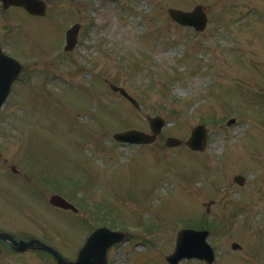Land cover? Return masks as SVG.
I'll return each instance as SVG.
<instances>
[{
    "label": "rangeland",
    "instance_id": "1",
    "mask_svg": "<svg viewBox=\"0 0 264 264\" xmlns=\"http://www.w3.org/2000/svg\"><path fill=\"white\" fill-rule=\"evenodd\" d=\"M196 6L207 17L203 32L167 14ZM9 14H0L6 40L18 28ZM23 18L36 60L20 59L22 80L0 110V212L12 204L68 258L87 227L110 228L119 213L130 238L110 248L108 264H167L189 219L210 228L214 264H264V0H61L46 19ZM78 23V45L66 54L64 33ZM147 114L165 121L154 144L112 140L127 129L148 135ZM201 124L203 153L183 143L165 148L167 138L184 142ZM236 175L246 179L242 187ZM53 194L80 217L49 208ZM8 220L2 215L0 225Z\"/></svg>",
    "mask_w": 264,
    "mask_h": 264
},
{
    "label": "water",
    "instance_id": "2",
    "mask_svg": "<svg viewBox=\"0 0 264 264\" xmlns=\"http://www.w3.org/2000/svg\"><path fill=\"white\" fill-rule=\"evenodd\" d=\"M54 1V0H47ZM4 7H10L12 5H17L24 8L29 14L36 16L45 15V2L39 0H3ZM170 17L177 21L183 26H190L196 29V31H202L206 25V17L201 12L200 7H196L192 12H181L178 10H169ZM79 25L74 26L72 29L67 31L66 36V47L65 51H72L76 45L78 38ZM22 71L21 65L14 59L7 57L0 53V108L5 104V100L9 95V90L15 78L18 77ZM112 91L119 92L122 96H125L128 100L132 102L135 106L136 102L130 98L122 89L111 86ZM149 123V128L151 129V135L144 134L140 131H126L124 133H116L113 137L114 140L121 143H131V144H148L153 143L157 138L158 134L161 132L164 121L162 118H151L147 116ZM233 122V121H231ZM206 132L203 125L196 127L192 130L190 139L185 142V145L192 151L203 152L206 145ZM182 141L176 138H171L166 140L165 147H179ZM235 182L240 185L244 182V178L237 176ZM51 206H55L61 209H71L76 210L72 207L65 199L62 197L53 195L50 200ZM213 204L212 202L209 203ZM207 205V206H209ZM208 211V210H207ZM177 238L175 241L174 252L166 256L168 264H179L183 259H200L205 262V264H213L215 260V255L213 250L206 242L210 233L208 231H198L191 229H184L177 232ZM4 237V234L0 233V238ZM127 234L124 232H114L108 230L105 227H100L94 230L88 237L85 244L79 249L77 258L75 262L65 261L58 254L46 246H43L46 250L50 251L55 260L59 264H107L106 256L109 248L127 240ZM30 244H20L21 250L27 249ZM233 250H239L240 245L234 243L232 245Z\"/></svg>",
    "mask_w": 264,
    "mask_h": 264
},
{
    "label": "flooded vegetation",
    "instance_id": "3",
    "mask_svg": "<svg viewBox=\"0 0 264 264\" xmlns=\"http://www.w3.org/2000/svg\"><path fill=\"white\" fill-rule=\"evenodd\" d=\"M48 5L50 6V4ZM48 5L47 9L49 8ZM5 13L16 15L13 21V25H16L18 28H16L17 32L15 35V39L11 37L9 38V40H6L3 37L4 34L2 35L0 33V52L19 61L20 59H28V61L33 64L36 59H34V57L29 54V49L34 46L32 45L31 40L28 41V39L30 38V31L27 25H25V20L23 16L33 20L44 18L32 17L27 14L24 9L22 10L21 8L13 6L12 8L4 9L3 4H1L0 0V14L2 15ZM46 18L47 16L45 17V19ZM21 38H25L26 43L22 44ZM1 157L2 156H0V158ZM3 162L7 164L8 160L4 159ZM8 166L9 168H11L12 164H8ZM13 176L19 177L20 172H17V174H13ZM25 187H27V185H25ZM26 191L30 193L29 189H26ZM10 205L11 207L10 209H7V213L3 214L2 212H0V217H2L3 215L4 217L6 216L7 218H9V220L4 225H0V232L5 233L7 236L5 239H0V264H57V262L54 261V258L50 252L42 250V246L47 245L51 247L52 249L58 251L61 256H64L65 253L62 250L60 251L59 247L54 244L52 240H47L46 236L44 238L38 237V232H35L34 230V228H36L37 226L36 222H34L33 220H26V222L23 223V221L19 219L20 216L18 210L13 207L12 204ZM51 209L54 211V208ZM66 213L75 215L71 211H67ZM79 214L80 211L76 215L79 216ZM24 228L29 229L25 230ZM35 240L39 241L40 243H37ZM22 242L30 244L28 246V249L21 250L20 244ZM76 254H73L71 258L67 259L73 260L76 257Z\"/></svg>",
    "mask_w": 264,
    "mask_h": 264
},
{
    "label": "trees",
    "instance_id": "4",
    "mask_svg": "<svg viewBox=\"0 0 264 264\" xmlns=\"http://www.w3.org/2000/svg\"><path fill=\"white\" fill-rule=\"evenodd\" d=\"M114 224V223H113ZM200 228H206V226H200Z\"/></svg>",
    "mask_w": 264,
    "mask_h": 264
},
{
    "label": "bare ground",
    "instance_id": "5",
    "mask_svg": "<svg viewBox=\"0 0 264 264\" xmlns=\"http://www.w3.org/2000/svg\"><path fill=\"white\" fill-rule=\"evenodd\" d=\"M106 17H109L108 15Z\"/></svg>",
    "mask_w": 264,
    "mask_h": 264
}]
</instances>
